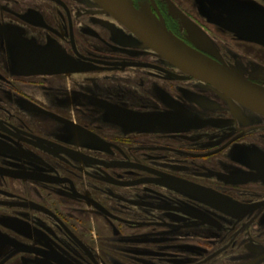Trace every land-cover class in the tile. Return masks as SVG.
<instances>
[{
	"label": "flooded vegetation",
	"instance_id": "flooded-vegetation-1",
	"mask_svg": "<svg viewBox=\"0 0 264 264\" xmlns=\"http://www.w3.org/2000/svg\"><path fill=\"white\" fill-rule=\"evenodd\" d=\"M264 88V0H131ZM0 264H264V113L98 0H0Z\"/></svg>",
	"mask_w": 264,
	"mask_h": 264
},
{
	"label": "water",
	"instance_id": "water-1",
	"mask_svg": "<svg viewBox=\"0 0 264 264\" xmlns=\"http://www.w3.org/2000/svg\"><path fill=\"white\" fill-rule=\"evenodd\" d=\"M119 17L144 42L186 72L207 81L245 105L264 113V88L256 85L227 65L221 64L178 39L165 24L151 23L137 11L131 0H98Z\"/></svg>",
	"mask_w": 264,
	"mask_h": 264
}]
</instances>
